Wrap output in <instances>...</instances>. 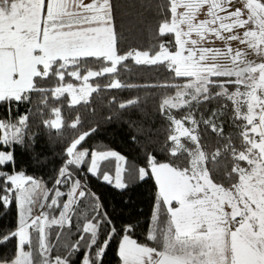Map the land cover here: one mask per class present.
I'll return each mask as SVG.
<instances>
[{"label": "snow or ice", "instance_id": "obj_1", "mask_svg": "<svg viewBox=\"0 0 264 264\" xmlns=\"http://www.w3.org/2000/svg\"><path fill=\"white\" fill-rule=\"evenodd\" d=\"M109 253L264 264V0H0V264Z\"/></svg>", "mask_w": 264, "mask_h": 264}, {"label": "trees", "instance_id": "obj_2", "mask_svg": "<svg viewBox=\"0 0 264 264\" xmlns=\"http://www.w3.org/2000/svg\"><path fill=\"white\" fill-rule=\"evenodd\" d=\"M158 79V77H156ZM152 77L149 74H144L139 80H137L136 77H132L131 78V82H146L151 80ZM135 94V90H130V91H123L120 92L119 94H117V90H112V93H110L109 95H116L117 96V100H121V99H128L131 96H133ZM144 96L145 102L144 104H142V107L145 108V111L147 112V117H145V119L147 120H152V113L155 109L156 106V98L153 96H149L147 94V92H142L141 93ZM107 97L105 98H101V97H96L95 100V106L97 109V113L99 115H103L105 113L108 112V108L106 106V101ZM141 114H137L134 115L133 118H140ZM159 121H155V125L158 126L159 125ZM162 129H161V135H162ZM105 143L110 144L113 147H117V148H122L123 147V140L120 136H112L109 135L107 137H105ZM150 197H151V193L147 190V189H142L140 190L134 197H133V201L136 205H138V207L135 209L136 211H143L145 213V216L141 217V224L144 225L147 223L146 221V216L149 213V209H150ZM106 199L111 203L114 204L115 201L112 197L111 194H107ZM119 197H116L115 200H118ZM133 209H128L127 211H125L124 215L127 216L130 212H132ZM12 221L11 217H8L6 221H4L5 223H10ZM139 239H143V236H140ZM106 264H116V258L113 254L109 253V255L106 258Z\"/></svg>", "mask_w": 264, "mask_h": 264}, {"label": "crops", "instance_id": "obj_3", "mask_svg": "<svg viewBox=\"0 0 264 264\" xmlns=\"http://www.w3.org/2000/svg\"><path fill=\"white\" fill-rule=\"evenodd\" d=\"M86 3L90 2V0H85ZM216 46H219L218 44Z\"/></svg>", "mask_w": 264, "mask_h": 264}, {"label": "rangeland", "instance_id": "obj_4", "mask_svg": "<svg viewBox=\"0 0 264 264\" xmlns=\"http://www.w3.org/2000/svg\"><path fill=\"white\" fill-rule=\"evenodd\" d=\"M236 46H237V45H235V44L233 45V47H236Z\"/></svg>", "mask_w": 264, "mask_h": 264}]
</instances>
